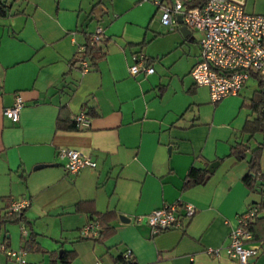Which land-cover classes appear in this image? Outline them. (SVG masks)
<instances>
[{"label":"crops","instance_id":"0c3cea01","mask_svg":"<svg viewBox=\"0 0 264 264\" xmlns=\"http://www.w3.org/2000/svg\"><path fill=\"white\" fill-rule=\"evenodd\" d=\"M155 1L0 0V212L12 200L29 201L23 215L37 233V249H24L25 264H60L68 252L70 264H120L126 249L133 264H238L223 247L237 217L262 200L241 181L248 156H228L245 139L240 131L252 113L243 102L251 94L241 96V88L210 102L207 88L189 75L200 33H181L179 24L168 30ZM251 9L264 14V4ZM97 28L104 57L95 69L69 67ZM191 32L199 36L186 46ZM134 54L147 58L153 72L131 76ZM17 96L22 107L11 122L3 110ZM88 110L96 114L87 116ZM79 113L86 125L56 128L58 116L67 125ZM67 148L90 156L95 166L66 172L58 152ZM212 161L218 165L204 184L182 189L189 167ZM259 164L264 171V147ZM176 201L195 213L181 227L154 232L144 215ZM262 203L258 216H264ZM106 212L100 223L109 234H80ZM20 225L0 227L8 248L23 247L28 229L22 234ZM257 242L249 264H264V237ZM0 264L16 263L0 252Z\"/></svg>","mask_w":264,"mask_h":264},{"label":"built area","instance_id":"2783aa9c","mask_svg":"<svg viewBox=\"0 0 264 264\" xmlns=\"http://www.w3.org/2000/svg\"><path fill=\"white\" fill-rule=\"evenodd\" d=\"M160 10V23L168 30L174 25H184L189 31H197L198 58L189 69V75L196 86H205L209 100L215 103L229 95H237L249 79H264V14L249 13L244 10L243 0H172L165 4L155 1ZM180 15L181 22H177ZM101 29L97 28L89 36L88 43L99 40ZM133 62L128 66L131 76L138 73L153 72L142 54H134ZM81 71L87 69V61L80 60ZM22 101L17 96L13 103L3 110V115L11 122L18 120ZM264 114V107H263ZM78 125H86L87 118L79 113L74 116ZM65 159L63 168L66 172L77 173L83 168H93L94 160L81 152L67 148L58 152ZM29 205L27 199L12 200L6 211L18 212ZM257 207L249 206L236 219V226L231 230L228 242L223 250L228 257L238 264H249L256 256L259 242L253 241L247 226L256 214ZM195 208L189 203L176 201L151 210L144 215L145 223L154 231L160 232L182 226V218H190ZM141 217H137V221ZM100 231L96 221H87L81 228L83 237H94ZM20 232L26 233L20 225ZM219 249H208V254L215 255ZM0 252L16 264H25L23 248L11 249L0 241ZM130 251L124 250L120 264L130 263Z\"/></svg>","mask_w":264,"mask_h":264},{"label":"trees","instance_id":"16d2710c","mask_svg":"<svg viewBox=\"0 0 264 264\" xmlns=\"http://www.w3.org/2000/svg\"><path fill=\"white\" fill-rule=\"evenodd\" d=\"M4 4H0V16L4 14ZM98 42V41H97ZM97 42L94 44L88 43V37L86 38V41L84 42L82 49L74 55L68 62L69 67H72L76 63H78V68L80 67V60H86L87 61V69L91 70L95 69L96 64L98 60L102 59L104 57V52L101 49L100 46L97 45ZM148 59L146 58V63ZM257 89L253 91L251 96L244 102L243 105L249 108V110L252 113V117L250 119H246L242 125L241 133L242 134H248V136H252L256 132H263L264 131V114H263V107H264V79H257ZM63 109V107L60 108V110ZM87 116H93L96 114L95 111L90 112L89 110L85 113ZM86 116V117H87ZM61 119L59 116L56 118L55 126L56 128H65V129H78V124L73 120L69 123V121L65 122L67 125L60 124ZM261 145L257 144L254 148H249L247 143L245 142H235L233 145L229 147L228 156L234 157L236 160L244 159L246 156L247 158V172L241 177V181L244 184V186L248 189L250 192H258L262 200L257 205V212L256 214L249 220L247 229L251 233V238L253 241H260L264 237L263 234H259L258 227L263 226L264 228V216H258V211L260 210L261 206L263 205L262 202H264V172L261 171L259 166V156L261 151ZM221 160V159H218ZM210 173L207 172L206 167H195L191 166L189 167L186 175L184 176L183 182H182V189H186L195 185L204 184L207 179L209 178ZM7 209V208H6ZM24 210V209H23ZM23 210L18 212H12L8 213L6 210L3 212H0V227L5 224H23V226H26L28 229V234L26 238H23V249H34V238L37 236V233H35L32 229L31 223L25 219L23 215ZM110 213L106 212L102 215H98L96 219L90 220V221H96L100 226V233L97 237L98 239L101 237L106 236L111 232L110 228H107V226H102L100 221H103L104 217L109 216ZM263 235V236H262ZM5 238L2 239L1 242L5 245ZM6 246V245H5ZM73 253H62L60 258V264H70V261L73 258ZM118 259L120 262L122 261L121 256H118ZM131 263V260H129ZM133 264V263H131Z\"/></svg>","mask_w":264,"mask_h":264},{"label":"rangeland","instance_id":"374dc122","mask_svg":"<svg viewBox=\"0 0 264 264\" xmlns=\"http://www.w3.org/2000/svg\"><path fill=\"white\" fill-rule=\"evenodd\" d=\"M172 1V0H171ZM254 5H260V4H264V0H256L255 3L253 0H246V3H245V10L248 11V12H256L255 10L251 9L252 6ZM252 12V13H253ZM160 26V25H158ZM159 30L161 33H167L162 26L159 27ZM198 33L197 32H191L190 33V36H189V40L187 41V44L186 46H194L195 45V41L196 39L198 38ZM257 89V83L254 79H249L247 80V82L245 83L244 87L241 89L240 91V95L242 96H249L250 94L253 93L254 90ZM248 140H249V144L248 147L250 148V145H251V148H254L257 144H262L261 145V151H262V148L264 147V131L263 132H256L254 133L252 136H248V134L245 135V139L243 142L245 143H248ZM251 143V144H250ZM261 151H260V156H261ZM260 156H259V161H260ZM241 160H244V159H241ZM240 161V160H238ZM260 166V164H259ZM261 169V168H260ZM262 171V169H261ZM264 172V171H262Z\"/></svg>","mask_w":264,"mask_h":264},{"label":"water","instance_id":"95a60500","mask_svg":"<svg viewBox=\"0 0 264 264\" xmlns=\"http://www.w3.org/2000/svg\"><path fill=\"white\" fill-rule=\"evenodd\" d=\"M177 22L180 23L181 19H180V15L177 16ZM179 30L181 31V33L185 32L188 33L189 30L188 28H186L184 25H180ZM218 165V161H212L210 162L207 167L206 170L208 173H212L213 170L215 169V167ZM38 167L44 166V165H37ZM118 218L122 221L125 220L122 216H118Z\"/></svg>","mask_w":264,"mask_h":264}]
</instances>
